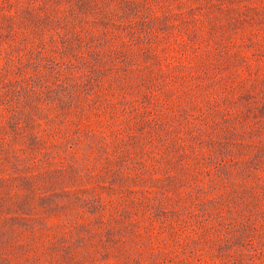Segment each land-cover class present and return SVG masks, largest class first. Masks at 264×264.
I'll list each match as a JSON object with an SVG mask.
<instances>
[{
    "label": "rangeland",
    "instance_id": "rangeland-1",
    "mask_svg": "<svg viewBox=\"0 0 264 264\" xmlns=\"http://www.w3.org/2000/svg\"><path fill=\"white\" fill-rule=\"evenodd\" d=\"M0 264H264V0H0Z\"/></svg>",
    "mask_w": 264,
    "mask_h": 264
}]
</instances>
